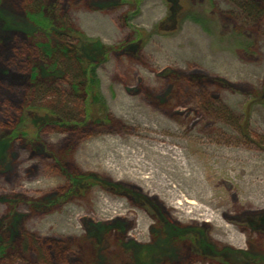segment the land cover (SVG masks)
I'll return each mask as SVG.
<instances>
[{
	"label": "rangeland",
	"instance_id": "1",
	"mask_svg": "<svg viewBox=\"0 0 264 264\" xmlns=\"http://www.w3.org/2000/svg\"><path fill=\"white\" fill-rule=\"evenodd\" d=\"M0 264H264V0H0Z\"/></svg>",
	"mask_w": 264,
	"mask_h": 264
},
{
	"label": "trees",
	"instance_id": "2",
	"mask_svg": "<svg viewBox=\"0 0 264 264\" xmlns=\"http://www.w3.org/2000/svg\"><path fill=\"white\" fill-rule=\"evenodd\" d=\"M28 18L39 30L43 32H51V29H53L52 22L44 18L41 13L38 15L29 13ZM48 39L50 40L49 37ZM37 47L45 57H52L56 61L57 65L63 69L65 68L66 74L73 76V79L76 81L73 84H77L81 80H86L85 91L88 94L93 92V89L95 88V81L93 80L92 75L95 71L93 70L92 72L90 67L85 65L83 66L84 63L78 54V49L71 48L66 44L55 45L53 40L46 43H37ZM78 66L79 69H77ZM33 76L34 79L37 78L36 73H33L32 78Z\"/></svg>",
	"mask_w": 264,
	"mask_h": 264
},
{
	"label": "bare ground",
	"instance_id": "3",
	"mask_svg": "<svg viewBox=\"0 0 264 264\" xmlns=\"http://www.w3.org/2000/svg\"><path fill=\"white\" fill-rule=\"evenodd\" d=\"M148 152H150V156H154L155 154L156 155H159V154H161L163 157H165L166 156V154H164L165 152H163L161 149H150ZM155 160V159H154ZM141 163V162H140ZM159 163V162H158ZM142 164V163H141ZM160 164V163H159ZM173 165H174V167H175V169L176 170H178V171H176V173H178L179 175H183L184 174V170L183 169H181L178 165H177V162H176V160L173 162ZM173 165H171V169H168L167 168V166H166V164L165 165H163V167H161V165H160V167L159 168H161V170L163 171H169V172H171V173H174L175 171H174V167H173ZM109 167L110 166H107V169H109ZM174 171V172H173ZM200 173V172H199ZM199 173L198 172H193V171H191V174H190V176H187L186 177V179L189 181V182H195V181H197L198 183V191L199 192H204V187L201 185V183H200V180H199V178H198V175H199ZM163 187H165L166 188V186H163ZM203 198H204V200L207 202V203H209L210 202V204H211V206L213 205H215L216 204V202H214L213 200H211L210 198H208L207 196H205V195H203Z\"/></svg>",
	"mask_w": 264,
	"mask_h": 264
}]
</instances>
